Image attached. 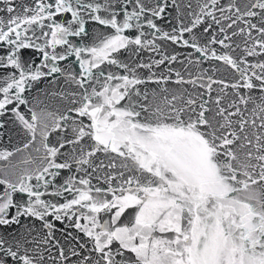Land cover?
<instances>
[{"label":"snow or ice","instance_id":"6c2138e0","mask_svg":"<svg viewBox=\"0 0 264 264\" xmlns=\"http://www.w3.org/2000/svg\"><path fill=\"white\" fill-rule=\"evenodd\" d=\"M0 3V264H264V0Z\"/></svg>","mask_w":264,"mask_h":264},{"label":"water","instance_id":"95a60500","mask_svg":"<svg viewBox=\"0 0 264 264\" xmlns=\"http://www.w3.org/2000/svg\"><path fill=\"white\" fill-rule=\"evenodd\" d=\"M23 0H15V3L17 5H19L20 3H22ZM3 7V4L0 3V8ZM4 13H0V16H3ZM175 14L174 13H170L168 16L165 17L164 20L158 21V24L164 29V30H170L173 26H175L176 24V20L174 19ZM90 31L92 30L91 28L89 29ZM163 48L167 51V53L169 55H171L173 53V50L175 51V53L180 57V60H184L185 57L188 56V53L191 52V49H188L182 45H176L173 46L171 45L169 42H165L163 44ZM198 54L193 53L191 59H195V57ZM122 59L125 60H129L131 58L129 53H125L123 57H121ZM154 58H158L155 57L152 54H149L148 52H142L140 54V59L144 60L145 62H148L151 59ZM64 64L65 67H69L72 69H78V66L76 65V62L74 60V58L70 57L69 60L67 62H62ZM216 68V71H213V68ZM174 68L176 70L181 71L185 78L187 79L189 74H191L192 76L201 74L203 71L207 70V74L209 75H213L216 79H221V78H229L231 77L232 73L231 70L222 66L220 62H215V61H202V63L200 64L199 67H196L195 65H193L192 67H190L188 69V71L184 70L183 65L178 61L175 63ZM148 70H144L145 75L147 74ZM153 71L157 72V75L161 74V73H166L167 69L165 66H161L158 70L157 69H153ZM175 79V75L173 74V80ZM60 85L63 87L64 86V81L61 78L60 81ZM169 87L170 90H175V85L173 84H169L167 85ZM47 87V81L41 82L36 86V90L32 91V95L36 96L37 99L35 101H33L34 104L37 105L36 110L40 111L41 108L45 109L46 111H52V112H57V111H63V107H62V102L60 101V99L58 97H51V96H46L44 94V90ZM142 90L144 89V86H140ZM189 87V89L191 90V86H187ZM155 88V85H149L148 88L146 89L150 96H151V92L152 89ZM59 89L57 88H52V87H48V91L52 92V91H57ZM37 92H39V95L37 96ZM22 111H26V109H23L22 107ZM4 120L8 121L10 120L9 115H5ZM23 139V133L18 131L17 126L14 125L13 123L9 122L5 125L4 128H0V147L5 146V145H15V146H19L21 141ZM27 153H21L20 155H18L15 160L13 162H16V160L22 159L24 156H26ZM67 172L62 173V176L60 178V180L63 179V176H66ZM60 180H57V183L60 182ZM23 223H25V225H27L28 223H31V221L29 220H25L23 221ZM58 227L59 222H57ZM64 227H67V222H65ZM68 231H71L73 233V235L76 234L75 229L72 228H68ZM57 235L59 236L60 233L57 232Z\"/></svg>","mask_w":264,"mask_h":264}]
</instances>
